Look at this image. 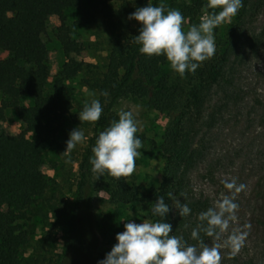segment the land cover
Listing matches in <instances>:
<instances>
[{
	"label": "rangeland",
	"instance_id": "374dc122",
	"mask_svg": "<svg viewBox=\"0 0 264 264\" xmlns=\"http://www.w3.org/2000/svg\"><path fill=\"white\" fill-rule=\"evenodd\" d=\"M101 3L102 0H82L78 6L63 11L64 25L70 37L81 45L77 53L61 52L53 40L58 19L55 15L44 17L45 32L41 38L48 48V56L41 66L47 72V89L68 93L72 107L56 131L45 139L43 148L38 145V138L26 134L32 141L33 152L43 159L39 168L50 183L42 198L28 210V240L21 251V264H55L62 252L63 229L73 206L79 178L78 164L94 127L88 122H80L79 113L85 102L90 103L92 99H98L102 108L105 105L107 96L101 100L90 83L105 72L109 55L129 43L136 25V21L128 17L137 2L127 0L124 8L129 12L124 14L122 27L112 35L100 11ZM164 3L168 8L180 11L184 1L164 0ZM108 4L119 6V2ZM201 15L202 9H199L194 15L185 17L186 27L198 24ZM214 34L216 54L194 74L186 73L185 78H181L171 70L166 57L160 66L161 75L168 80L184 86L187 81L198 85L200 75L206 72L210 61L221 56L225 58L220 75L202 89L197 104L187 102L191 98L183 93L181 107L184 105V108L176 113L158 111L145 97L133 95L119 98L112 107L113 121L118 120L121 110L132 111L138 132L146 138L140 149L142 155L136 160V171L124 182L134 185L138 193H146L150 187L158 186L165 163L160 146L162 133L169 117L178 114L183 126L185 154L177 172L179 184L183 193L200 194L203 201H181L191 209L187 217H180L173 201L168 202L170 210L163 222L172 226L170 235L182 236L187 243L195 244L190 233L199 222L198 215L213 207L222 195L229 194L221 183L223 179L236 178L238 184L247 187L235 200L239 205L235 226L242 227L250 222L251 231L244 248L235 258H229V249L221 250L222 264H264V0H246L240 18L234 17L231 23L222 24L214 29ZM4 55L5 52L0 50V58ZM22 102L28 104L30 100ZM0 106L4 109L0 139L8 141L23 125L1 96ZM75 128L84 131L85 142L77 145L70 157L65 156L66 141ZM88 183L90 201H85L82 214H91L112 226V235L123 232L124 224L129 221L137 224L152 221L151 205L105 201L109 176L105 174L96 180L91 164ZM205 241L212 242L206 237ZM66 264L88 263L69 256Z\"/></svg>",
	"mask_w": 264,
	"mask_h": 264
},
{
	"label": "trees",
	"instance_id": "16d2710c",
	"mask_svg": "<svg viewBox=\"0 0 264 264\" xmlns=\"http://www.w3.org/2000/svg\"><path fill=\"white\" fill-rule=\"evenodd\" d=\"M81 1L0 0V50L5 52L0 58V96L7 100V106L13 109L23 125L11 140L0 139V264H21V251L28 240V210L42 198L50 183V179L39 168L43 159L33 152L32 141L26 134L38 138V145L43 148L45 139L56 131L72 107L68 93L47 89V72L41 66L48 56V48L41 38L45 32L44 17L55 15L58 19L53 40L61 52L77 53L81 45L70 37L64 25L63 11L78 6ZM126 1L102 0L100 11L112 35L122 27L124 14L129 12L124 8ZM183 1L180 12L184 17L194 15L207 2ZM108 2H119V6H110ZM136 2L134 11L147 4L159 5V0ZM245 2L242 0L243 7L235 18H240ZM140 27L136 21L129 43L109 55L105 72L90 83L101 100L104 98L101 92L106 91L108 95L102 115L94 124L93 133L87 140L78 164L79 178L74 202L63 229L62 252L55 264H66L69 256L79 257L84 263L98 264L117 243L116 236L112 235V226L91 214H82L85 201H90L88 175L92 148L99 134L114 120L112 107L117 100L128 95L145 97L154 109L176 113L184 108V105L181 107L183 93L191 98L187 102L195 105L199 102L202 89L214 83L220 75L225 60L223 56L210 61L206 72L200 75L198 85L187 81L184 86L180 82L168 80L160 73L164 56L148 57L139 52L140 45L134 42V37L139 34ZM25 99L30 102L23 103ZM3 110L0 106V121L4 119ZM137 136L142 143L146 140L143 133L138 132ZM182 142L180 116H170L161 137L160 146L165 163L158 186L150 187L146 193H138L134 185L109 176L105 201L111 204L140 203L154 207L160 196H164L166 204L172 201L168 193L180 201H203L200 194L181 196L183 190L177 172L185 156ZM157 219L159 217L154 216L152 221ZM104 248L107 251L103 252Z\"/></svg>",
	"mask_w": 264,
	"mask_h": 264
},
{
	"label": "clouds",
	"instance_id": "9594fccd",
	"mask_svg": "<svg viewBox=\"0 0 264 264\" xmlns=\"http://www.w3.org/2000/svg\"><path fill=\"white\" fill-rule=\"evenodd\" d=\"M243 7L242 0H207L202 8L198 24L186 27L183 14L177 9L168 8L164 0L158 6L147 4L137 8L128 17L141 27L134 42L140 45L139 52L148 57L164 56L171 70L181 78L186 73L194 74L205 61L216 54L214 29L231 23ZM94 95V94H93ZM100 95L107 96L106 91ZM103 112L98 99L85 102L79 113L80 122L96 124ZM118 120L104 129L96 139L90 158L91 171L95 179L107 174L115 180H127L136 171V160L142 155V141L138 138L137 121L132 111L121 110ZM84 131L75 128L66 141L63 152L69 156L77 145L85 142ZM229 194L222 195L213 207L198 215V223L191 230L190 238L196 241L189 244L182 236L170 235L172 226L162 222L169 212L164 196L158 197L152 208L154 222L129 221L124 231L115 237L117 243L98 264H222V249H229V258H235L244 248L251 231V223L237 227L239 205L237 195L246 189L236 178L221 181ZM173 207L180 217H187L191 209L168 193ZM181 196H186L181 193ZM187 227V225H185ZM211 239V243L205 241Z\"/></svg>",
	"mask_w": 264,
	"mask_h": 264
}]
</instances>
